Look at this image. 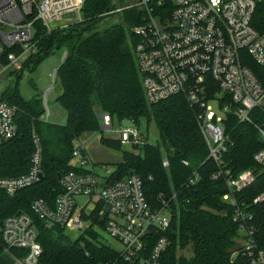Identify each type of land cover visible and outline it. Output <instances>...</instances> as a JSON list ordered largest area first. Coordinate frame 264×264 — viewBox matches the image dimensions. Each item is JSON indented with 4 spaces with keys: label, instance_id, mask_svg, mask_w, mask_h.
<instances>
[{
    "label": "trees",
    "instance_id": "trees-1",
    "mask_svg": "<svg viewBox=\"0 0 264 264\" xmlns=\"http://www.w3.org/2000/svg\"><path fill=\"white\" fill-rule=\"evenodd\" d=\"M118 0H86L80 20L49 31L42 22L35 24L38 50L31 54L20 71L10 73V83L2 93L4 99L17 106L18 134L0 146V177L13 178L26 174L35 150L34 134L43 148L42 178L15 195L0 190V225L18 212L28 213L36 225L38 241L43 248L41 264H99L120 258L112 246L98 241L93 227L77 240L59 225H49L33 210L36 198H43L55 208L64 188L60 176L71 171L91 173L74 165V151L83 137L101 132L100 114H109L119 124L125 120L140 126L154 122L161 143L149 142L136 147L139 153L122 151V160L108 176V182L126 178L131 172L143 181V188L153 208L161 207L160 195L169 202L172 222L164 234L169 238L162 257L163 264H250L238 238L240 225L234 220V206L224 200L230 192L227 177L214 179L219 165L209 159V148L200 130L197 115L200 107L191 103L185 93L173 95L157 103L146 99L135 48L138 37L134 28L144 23L145 13L139 8H126ZM121 9L120 11H118ZM164 18V14L161 13ZM255 27L264 31V10L259 11ZM64 49L66 56L56 78L61 86L58 101L67 113L65 124L49 122L39 95L22 94L23 70H33L47 55ZM13 50V49H11ZM243 63L249 66L264 87V66L243 51ZM252 123H239L229 115L226 131L233 142L223 156V164L234 177L252 170L255 181L235 193V197L253 215V235L257 249L264 250V170L255 161V153L263 146L259 127L264 126V106L251 112ZM101 143L121 150L118 139L102 136ZM87 151H85L86 153ZM164 156L169 166L163 164ZM194 173L199 181L192 185ZM161 231L154 228L146 238V254L153 248ZM4 242L0 236V264L4 259ZM178 247H191L192 256H179ZM14 255L20 250L14 249ZM121 264H135L121 262Z\"/></svg>",
    "mask_w": 264,
    "mask_h": 264
},
{
    "label": "built area",
    "instance_id": "built-area-1",
    "mask_svg": "<svg viewBox=\"0 0 264 264\" xmlns=\"http://www.w3.org/2000/svg\"><path fill=\"white\" fill-rule=\"evenodd\" d=\"M86 0H0V85L11 72L20 71L27 58L37 52L35 24L40 21L51 31L53 22L80 20ZM145 13L144 23L134 28L138 37L135 48L146 99L157 103L173 95L185 93L189 101L200 107L197 121L209 148V159L219 169L214 179L227 177L230 192L224 200L234 208V220L240 225L244 239L236 252L250 257V264H264V250L257 249L253 235V215L234 196L255 181L252 170L234 177L223 164V156L233 144L226 131L229 115L239 123H252L251 112L264 106V87L253 70L243 63V51L264 66V31L254 21L264 10V0H139L135 5ZM119 9L118 11H120ZM75 12V20L64 19ZM163 13L164 18L161 16ZM161 18V25L158 23ZM13 49V50H11ZM65 58V57H64ZM57 73V71H56ZM224 102V104H223ZM17 106L0 93V146L18 134ZM101 131L115 134L121 144L139 153L137 146L144 143L146 134L132 123L120 128L109 114L102 113ZM48 119V115H44ZM264 127V126H263ZM259 127L263 146L254 159L264 170V128ZM35 150L30 170L19 177H0V190L15 195L42 178L43 148L34 134ZM83 142L77 143L74 158L78 167L88 168L90 158ZM163 164L169 166L164 156ZM89 169V168H88ZM79 174L71 171L61 176L64 191L55 208L43 198H36L32 208L49 225H59L66 231H85L91 227L105 230L121 248L120 258L99 264H163L169 238L164 232L172 222L169 202L161 194V207L153 208L146 198L142 179L131 173L124 179L108 182L94 171ZM200 179L194 173L189 184ZM87 197L83 203L77 198ZM264 198V193L255 202ZM157 228L161 231L148 255L146 238ZM4 254L12 258L9 264H41L43 248L32 217L25 212L8 216L0 225ZM114 248V247H113ZM20 250L14 255L13 250ZM115 249V248H114Z\"/></svg>",
    "mask_w": 264,
    "mask_h": 264
},
{
    "label": "rangeland",
    "instance_id": "rangeland-1",
    "mask_svg": "<svg viewBox=\"0 0 264 264\" xmlns=\"http://www.w3.org/2000/svg\"><path fill=\"white\" fill-rule=\"evenodd\" d=\"M137 2H139V0H118V4L122 6L135 5ZM70 23L71 22L69 21L53 22L51 26L52 28H63L68 26ZM65 52L66 51L64 49H56L54 52L47 55L33 70L25 68L23 70V77L20 83V88L24 96L30 98L34 95H39L42 97L46 110L45 115H48L47 120L55 124H65L67 121L66 110L57 100L59 94L61 93V86L56 78V71L63 62ZM9 83L10 74L8 75V78L1 83L0 93L4 92ZM114 123L116 125V129L120 128L118 121H114ZM139 127L144 134L148 136L149 142L161 143L159 131L157 130L154 122L147 124L146 121L143 120ZM114 135L115 134H103L101 131L86 135L82 139L90 158V163L87 167L92 169L93 165L94 171L100 179L108 176L109 172H113L116 169L117 164L122 160V151H131V148L128 145L125 146L122 144L121 150H116L108 148L101 143L102 136L106 138H115ZM79 162L80 159L77 157L72 160L74 165L79 164ZM77 200L78 202L83 203L87 200V197H79ZM89 229L75 232L66 231V233L70 235L73 240H77L86 236ZM97 232L98 241L100 243L112 246L117 250L121 248L120 244L112 239L105 230L98 228ZM238 242L240 246L244 245L243 236L238 238ZM177 253L179 256L189 257L192 256L193 252L191 247H178Z\"/></svg>",
    "mask_w": 264,
    "mask_h": 264
},
{
    "label": "water",
    "instance_id": "water-1",
    "mask_svg": "<svg viewBox=\"0 0 264 264\" xmlns=\"http://www.w3.org/2000/svg\"><path fill=\"white\" fill-rule=\"evenodd\" d=\"M63 18H64V19H68V20H75V19L77 18V14H76L75 12L66 13V14L63 15ZM157 21H158V23L161 25V23H162L161 18H158ZM99 118L102 119V118H103V115L100 114ZM124 123H125V126H126V127H130V126L132 125V122H131V121H128V120H125ZM263 128H264V127H263ZM261 140H262V138H261ZM133 173H134V172H131V175H132ZM59 178L61 179V176H60ZM20 213H21V212H18V214H20ZM4 259H5L7 262H9V263L12 262V258H11V256L8 255V254H4Z\"/></svg>",
    "mask_w": 264,
    "mask_h": 264
},
{
    "label": "crops",
    "instance_id": "crops-1",
    "mask_svg": "<svg viewBox=\"0 0 264 264\" xmlns=\"http://www.w3.org/2000/svg\"><path fill=\"white\" fill-rule=\"evenodd\" d=\"M66 56V52H65V55H64V57ZM64 57H63V59H64Z\"/></svg>",
    "mask_w": 264,
    "mask_h": 264
}]
</instances>
